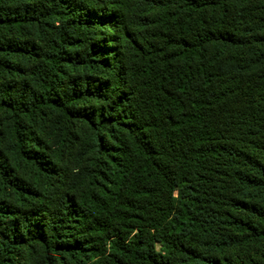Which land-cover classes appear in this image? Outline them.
<instances>
[{
	"label": "trees",
	"instance_id": "1",
	"mask_svg": "<svg viewBox=\"0 0 264 264\" xmlns=\"http://www.w3.org/2000/svg\"><path fill=\"white\" fill-rule=\"evenodd\" d=\"M0 264H264V0H0Z\"/></svg>",
	"mask_w": 264,
	"mask_h": 264
}]
</instances>
